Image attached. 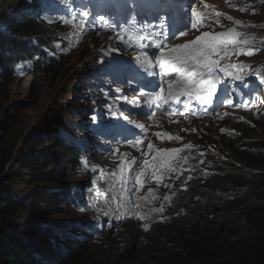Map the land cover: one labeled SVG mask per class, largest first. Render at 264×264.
Instances as JSON below:
<instances>
[{
  "label": "rangeland",
  "instance_id": "1",
  "mask_svg": "<svg viewBox=\"0 0 264 264\" xmlns=\"http://www.w3.org/2000/svg\"><path fill=\"white\" fill-rule=\"evenodd\" d=\"M49 1L52 0L15 1V11L26 6L23 15L40 4L34 10L39 21L49 26L53 33L54 54L39 59L36 65L42 82L37 93L29 92L35 95L33 101L25 100L29 101L26 107L5 116V124L16 129L18 140L44 125L70 136H74L73 131H78L81 136L87 134L93 155L89 162L81 161L79 168L68 167L70 178L63 181L61 187L76 185L84 199L94 195L93 213L103 223L99 226L101 239H95L96 252H103L105 248L121 252L127 244L126 231L142 230L158 221L162 214L160 209L175 188H186L192 182L202 183L212 177L224 179L231 176L241 181L247 178L249 185L253 183L251 187L258 188V183L252 181L258 170L248 169L243 160L255 157V150L264 145V83H261L264 80V0H195L194 4L193 0H188L198 14L197 27L188 36L172 40L169 50L195 41L205 33L218 35L235 30L241 33V40L248 41L241 45V50L251 49L253 54H240L239 50L233 54L231 48L226 57L223 53L220 56L212 54L221 67L228 68L227 72H216L217 93H225L226 98L216 110L206 109L205 119L177 116L153 120L138 109V115L132 119L136 126H144L143 129L137 127L141 135L145 130L144 141L127 148L111 146L103 151L94 147V143L99 145L100 142H95L96 138L90 134H94L92 129L111 122L110 116L106 115L108 112L115 113L112 123L130 117L117 106L119 96H104L108 90L120 91V87L113 85L111 88L106 80L108 75L101 68L113 58H118L117 61L133 57H125L114 35L90 36L52 16L43 19L44 7ZM59 1L54 0V4ZM180 51L185 50L181 48ZM133 59L129 61H136L135 57ZM235 65L245 67H232ZM234 75L245 78L247 84L232 80ZM25 76L18 70L11 82L0 77V109L7 110L21 100L20 96H26L28 84ZM228 99L235 102L234 106L227 104ZM200 110V105L194 106V113ZM93 114L105 118L104 122L97 120L94 123ZM154 163L161 165L159 182L152 175ZM169 167L173 170L168 171ZM137 176H140V184L136 183ZM34 219L46 221L41 215L34 216Z\"/></svg>",
  "mask_w": 264,
  "mask_h": 264
},
{
  "label": "trees",
  "instance_id": "2",
  "mask_svg": "<svg viewBox=\"0 0 264 264\" xmlns=\"http://www.w3.org/2000/svg\"><path fill=\"white\" fill-rule=\"evenodd\" d=\"M15 1L0 0V77L11 82L21 70L28 89L0 109V264H264V145L243 160L258 170L252 178L258 188L235 176L175 188L158 221L126 231L121 252H96L103 223L93 213L94 195L84 200L76 185L61 187L68 167L92 157L86 138L44 125L18 140L5 124V116L33 101L29 92L42 82L36 65L53 54L49 29L36 11H15Z\"/></svg>",
  "mask_w": 264,
  "mask_h": 264
},
{
  "label": "snow or ice",
  "instance_id": "3",
  "mask_svg": "<svg viewBox=\"0 0 264 264\" xmlns=\"http://www.w3.org/2000/svg\"><path fill=\"white\" fill-rule=\"evenodd\" d=\"M194 3L195 0H193L192 4ZM73 11H75V8ZM79 16L81 17L80 22L85 24L86 27L89 25L94 27L97 23L101 25H109L110 23L108 16L103 13L93 14L89 11L87 6L81 8ZM191 18L190 26L187 29L172 35L168 32V29L170 28V17L164 22H160V16H155L154 19L158 22L155 27L159 28L160 31L155 32L154 34L159 38L160 42L153 46L152 43L148 41V38L145 37L147 47H154L156 50L166 48L171 44L172 40L185 35L188 31L197 27L198 14L194 9H191ZM61 19H64L65 22H67L69 17L61 15ZM216 22L219 23V17L216 18ZM112 23H114V21H112ZM128 25H132L133 28L139 30L141 35L147 28L146 24L136 23L135 14H132L130 19H128L124 24L118 25V27L125 28L128 27ZM240 37L241 33H238L235 30L221 32L218 35L205 33L198 37L195 41L178 47H173L167 54L162 50L159 51V55L155 56L154 59L159 61L160 71H148L147 73L148 76L159 77V85L156 84L159 86V94L155 91H149L153 88V83L155 81H146L138 72L130 70L128 83L139 85L138 88L133 90L138 91L140 94L149 93L154 96L157 102L164 105H168L170 102H177L181 97H188L195 101H199L204 105H211L218 92L216 72L217 70L222 72L228 71V68L220 66L219 60L214 58L212 54L215 53L216 56H220L221 53H223L226 57L229 54L228 49L231 48L233 54H236L239 50L240 54L252 55L253 51L251 49L245 48L241 50V45L247 44L248 41L241 40ZM181 48L185 51H180ZM145 55L146 57H152V54L147 53L146 50ZM232 67L242 68L245 66L235 65ZM148 68H152L151 63H148ZM161 73L164 75H161ZM165 76L168 77L167 80H165ZM231 79L240 81L245 85L247 84L246 79L240 76L234 75ZM164 83L167 84L166 91L162 86ZM261 83H264V80H262ZM234 103L235 102L232 99L227 100V104L229 105L234 106ZM131 106L141 107L142 105L139 101H137L136 104ZM105 107L109 108L110 106L105 105ZM169 114H171L170 110ZM106 115L111 116V112L106 113ZM124 119L128 120V116H125ZM92 120L94 123H97V117L95 114L92 115ZM110 127L115 129V131L111 133L113 138H115V136H119L124 143L138 142L135 139H126V137L131 136L132 131L130 127L126 125H113ZM136 127L143 129L144 126L140 124ZM139 135L140 133H135L133 137ZM160 168L161 165L159 163H154L152 175L157 178V182H159L158 170ZM167 170L172 171L173 169L169 167ZM143 171L144 170L142 169L141 174H143ZM189 179H191V177H189ZM136 183L140 184V176H137ZM165 199H167V197H165ZM160 211H163V209H160Z\"/></svg>",
  "mask_w": 264,
  "mask_h": 264
},
{
  "label": "bare ground",
  "instance_id": "4",
  "mask_svg": "<svg viewBox=\"0 0 264 264\" xmlns=\"http://www.w3.org/2000/svg\"><path fill=\"white\" fill-rule=\"evenodd\" d=\"M57 38V37H56Z\"/></svg>",
  "mask_w": 264,
  "mask_h": 264
}]
</instances>
